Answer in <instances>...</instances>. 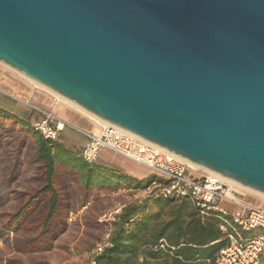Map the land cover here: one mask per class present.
Returning <instances> with one entry per match:
<instances>
[{
	"label": "water",
	"instance_id": "water-1",
	"mask_svg": "<svg viewBox=\"0 0 264 264\" xmlns=\"http://www.w3.org/2000/svg\"><path fill=\"white\" fill-rule=\"evenodd\" d=\"M0 63L264 196V0H0Z\"/></svg>",
	"mask_w": 264,
	"mask_h": 264
},
{
	"label": "trees",
	"instance_id": "trees-1",
	"mask_svg": "<svg viewBox=\"0 0 264 264\" xmlns=\"http://www.w3.org/2000/svg\"><path fill=\"white\" fill-rule=\"evenodd\" d=\"M0 243L19 254L34 256L55 248L71 228L68 216L76 195L90 203L96 192L121 189L144 191L165 180L151 175L144 180L112 169L89 165L63 144L51 143L29 122L0 108ZM1 159V158H0ZM88 239L101 231L93 214L84 215ZM216 215L203 217L185 198L156 197L128 205L112 225L111 246L94 264H206L225 246ZM79 222L73 228L78 229ZM166 240L168 250H156ZM89 243V242H88ZM91 245L93 243L91 242ZM0 264H50L32 258L7 259Z\"/></svg>",
	"mask_w": 264,
	"mask_h": 264
},
{
	"label": "built area",
	"instance_id": "built-area-1",
	"mask_svg": "<svg viewBox=\"0 0 264 264\" xmlns=\"http://www.w3.org/2000/svg\"><path fill=\"white\" fill-rule=\"evenodd\" d=\"M54 97L56 103L62 101ZM40 113L42 118L33 125L34 131L51 143L58 142L69 125L53 112ZM83 134L87 142L80 157L85 163L93 165L102 150L109 151L165 180L164 184L153 183L144 190L146 199L185 198L203 217L216 215L226 244L213 259L214 264H264V201L259 205L246 201L240 187L216 174L195 169L182 158L118 126L102 121L97 132ZM122 211L119 207L106 213L100 222L113 225ZM251 232H254L251 237L244 236ZM111 234L97 246L96 255L111 246ZM168 248L167 241L162 240L156 250L167 251ZM211 262V259L206 260V264Z\"/></svg>",
	"mask_w": 264,
	"mask_h": 264
},
{
	"label": "rangeland",
	"instance_id": "rangeland-1",
	"mask_svg": "<svg viewBox=\"0 0 264 264\" xmlns=\"http://www.w3.org/2000/svg\"><path fill=\"white\" fill-rule=\"evenodd\" d=\"M1 91L9 95L20 96L18 97L20 103H16L12 98H9ZM49 95L52 98L51 109L54 113L58 112V109L63 106L68 105L63 101L56 103L54 92L38 85L21 73L0 63V102L5 105L6 110L11 111L14 109L20 113L24 111V113L27 114V118H33V115L35 114L32 113V110L35 109L33 105H38L35 100L38 99V101H40V97L46 98V96ZM23 102H29L31 105H27ZM70 131L69 128H66V131L61 133L59 143L67 144ZM61 136H63L62 139ZM72 152L74 153L75 151L73 150ZM5 157V150L3 149L0 155V160L2 161ZM99 160L108 165L118 167L127 173L144 176L150 172L144 167L129 162L128 160L118 158L106 150L100 152ZM1 165L2 162H0V167ZM243 193L245 194L244 199L254 205H259L264 201V198L248 191L243 190ZM82 200V195L80 194H77L74 198L73 207L68 216V223L71 228L65 235L57 240L55 248L52 251L34 254V256L30 257L17 253L10 246H6L1 242L0 256L4 257L5 260L21 258L25 262H29L32 258H37L39 260H47L50 264H94V258L97 256V246L105 240L108 233L113 231L112 225L106 222H100L101 217L119 207L124 209L128 205L141 204L142 201H146L147 199L143 192L131 194L96 192L93 194L90 203L83 204ZM91 214H93V218H96V222L102 228V232L87 230L88 232L99 235L97 239L92 240L88 239V234H86L83 224L84 215L88 216ZM75 222L80 223L78 229L73 228ZM253 234L254 232L245 233L244 236L251 237ZM91 242L93 245H91Z\"/></svg>",
	"mask_w": 264,
	"mask_h": 264
},
{
	"label": "crops",
	"instance_id": "crops-1",
	"mask_svg": "<svg viewBox=\"0 0 264 264\" xmlns=\"http://www.w3.org/2000/svg\"><path fill=\"white\" fill-rule=\"evenodd\" d=\"M2 93H4V92H2ZM4 94H6V93H4ZM6 95L9 98H12L16 103L17 102L20 103L19 98H18L20 96H14V95H9V94H6ZM51 101H52V98L50 97V95L46 96V98L40 97V101H38V99H36L35 102H37L38 105H33L35 109L32 110V113L33 114L35 113V114L33 115V118L30 117V119L27 118V114H25L24 111H22L23 113L22 112L20 113V112L11 108L12 110L9 112L18 116L23 121L28 122V120H29L30 125L33 126L37 121L41 120V118H42V114L40 113V111L41 112H53L54 113V111H52V109H51V105H52ZM23 103H25L27 105H31L29 102H23ZM0 108L6 110L5 105L2 102H0ZM54 114L59 119L66 122L69 125L68 128L71 130L70 134L68 135L69 139L67 140L68 141L67 144H63V145L70 151L74 150L75 151L74 153L79 156L81 154L86 142H87V139L83 133L97 132L99 130V127H100L99 120H97V119H95L89 115H86L85 113L81 112L80 110L76 109L75 107L71 106L70 104L63 106L62 108L58 109V112H55ZM30 116H32V115H30ZM65 131H66V129L64 130V132ZM62 138H63V136H61V139ZM58 143H59V141H58ZM113 155L118 157V158H122V157H119L115 154H113ZM122 159H124V158H122ZM124 160H126V159H124ZM129 162H131V161H129ZM96 166H100V167L107 168V169H112L114 171H117L119 173L131 176V177L136 178L138 180H144L147 177L154 175L149 169H147L145 167L144 168L149 170L150 172L148 174H145L144 176L137 175L134 173H127L118 167L111 166V165H108L106 163L101 162L99 160V158H98V161L96 162ZM141 167H143V166H141ZM139 192H143V191L121 189L117 192H112V193L131 194V193H139Z\"/></svg>",
	"mask_w": 264,
	"mask_h": 264
},
{
	"label": "bare ground",
	"instance_id": "bare-ground-1",
	"mask_svg": "<svg viewBox=\"0 0 264 264\" xmlns=\"http://www.w3.org/2000/svg\"><path fill=\"white\" fill-rule=\"evenodd\" d=\"M25 76V75H24ZM28 78V77H27ZM30 79V78H29ZM30 80H32V79H30ZM33 82H35L34 80H32ZM35 83H37V82H35ZM38 85H40L39 83H37ZM42 86V85H41ZM44 87V86H43ZM46 88V87H45ZM47 89V88H46ZM48 90H50V89H48ZM51 91V90H50ZM53 92V91H52ZM54 95L57 97V98H60L64 103H66V104H71L73 107H75L76 109H78V110H80L81 112H83V113H85L86 115H89V116H91V117H93V118H95L94 116H92L91 114H89V113H87L86 111H84L81 107H79L78 105H76L75 103H73V102H71V101H69V100H67V99H65V98H63V97H61L60 95H58V94H56V93H54ZM96 119V118H95ZM98 120V119H97ZM100 121V120H99ZM100 122H102V121H100ZM186 161V160H185ZM188 164L190 165V166H193V168L195 167V168H197V169H201V170H203V171H206V172H209V173H211V174H216V173H213V172H210L209 170H206V169H204V168H202V167H199V166H197V165H195V164H192V163H189L188 162ZM216 175H218V174H216ZM218 176H220V175H218ZM220 177H222V176H220ZM223 179H225L226 181H229L230 183H232L233 185H235V186H237V187H240L242 190H245V191H248V192H250V193H253V194H255V195H257V196H260V197H262V198H264V196L263 195H261V194H259V193H257V192H255V191H252V190H250V189H248V188H246V187H244V186H242V185H240V184H238V183H236V182H233V181H231V180H229V179H227V178H224V177H222Z\"/></svg>",
	"mask_w": 264,
	"mask_h": 264
}]
</instances>
